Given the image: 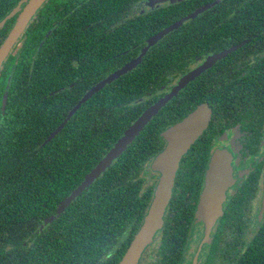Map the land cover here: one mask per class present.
<instances>
[{
    "label": "flooded vegetation",
    "instance_id": "obj_1",
    "mask_svg": "<svg viewBox=\"0 0 264 264\" xmlns=\"http://www.w3.org/2000/svg\"><path fill=\"white\" fill-rule=\"evenodd\" d=\"M77 1L59 5L58 0H49V5L39 8L30 20L29 24L46 19L48 29L28 53L25 45L30 39L25 30L0 67L1 115L14 103L22 117L40 116L44 109L53 107H70L67 119L92 87L140 56L156 33L178 23L155 44L161 45L164 61H174L161 72L158 88L151 91L149 86L143 96L120 105L126 112L130 103L144 107L148 102L128 127L183 77L209 65L158 112H164L174 100L176 113L163 115L164 128L155 146L161 149L144 159L141 167L128 168L118 178L135 197L123 208L122 217L116 216L114 239L103 258L109 256L118 264L143 225L160 176L151 164L167 146L163 133L203 108L208 124L182 156L163 224L138 264H264V0H129L122 6L103 7L89 23L85 22L89 7L83 0L80 5ZM58 9L62 13L56 12ZM18 15L12 19L13 25ZM68 17H78L79 22L66 28L62 21ZM150 30L156 32L151 34ZM46 37L48 59L32 64L29 72L22 69L30 85L12 88L17 66L25 58L39 57ZM216 152L228 162L230 182L221 209L203 212L201 195ZM135 181L142 184L141 189Z\"/></svg>",
    "mask_w": 264,
    "mask_h": 264
},
{
    "label": "trees",
    "instance_id": "obj_2",
    "mask_svg": "<svg viewBox=\"0 0 264 264\" xmlns=\"http://www.w3.org/2000/svg\"><path fill=\"white\" fill-rule=\"evenodd\" d=\"M19 1L0 0V21ZM58 1L59 5H67L68 0ZM79 1L77 5H80ZM83 1L89 7V19L85 20L89 23L104 11L103 7L122 6L129 0ZM48 2L46 0L40 8H46ZM24 5L0 29V46L13 26L12 19L20 14ZM56 12L62 13L60 9ZM46 22L44 19L40 23H28L25 35L30 41L25 45L26 53L34 50L45 37ZM78 22V17H68L62 24L69 28ZM154 32L156 30H150L151 34ZM48 39L46 37L40 47L39 57L33 60L31 56L19 63L12 88L18 84H31L29 79L26 81L25 72L41 58L48 59ZM164 58L161 45L150 47L138 65L93 95L48 141L50 133L64 121L70 107H53V110L44 109L40 116L23 117L17 113L14 103L4 116L0 111V264H116L113 258L103 257L108 255L114 239L116 216L122 217L123 208L135 197L131 188L118 178L126 174L128 168L141 167L144 159L154 157L161 149L155 146L159 132L164 128L163 115L167 112L171 117L176 113L174 100L92 185L56 219L46 221L148 104L140 107L130 103L128 111L120 109V105L129 104L131 98L143 96L149 86L153 87L151 91L158 88L161 72L174 63L164 61ZM170 106L173 108L169 109ZM135 185L137 189L142 188L139 181H135Z\"/></svg>",
    "mask_w": 264,
    "mask_h": 264
},
{
    "label": "water",
    "instance_id": "obj_3",
    "mask_svg": "<svg viewBox=\"0 0 264 264\" xmlns=\"http://www.w3.org/2000/svg\"><path fill=\"white\" fill-rule=\"evenodd\" d=\"M45 1L46 0H21L18 2L17 6H15L0 21L1 29L5 25L6 21L11 19L21 9V5L23 3L25 4L24 8L18 15L16 22L9 31L6 39L0 46V67L9 55L18 38L25 31L32 17L36 14L37 10L44 4ZM170 1L176 2L178 0ZM177 25L178 23H174L156 33L149 39L148 44L143 48V52L139 57L128 62L125 66L105 78L98 85L92 87L79 101V103L70 111L68 118L81 106L82 103L91 98L104 85L112 82L114 79L120 77L138 65L147 50L151 46L155 45L160 38L173 31ZM208 65L209 62L200 69H196L187 74L179 81L176 86L172 88L170 92L159 98L156 102L145 109L144 112L128 128L124 130L122 135L117 139L115 144L109 149L106 155L90 170V172L87 173L82 183L61 201L57 212L53 216H50L46 222L56 219L58 215L62 213L72 203V201L76 199V197H78L87 187L92 185L95 180L98 179L107 170V168L111 166L113 161L122 155V153L130 146V144L133 143L136 137L147 126L152 118L156 116L158 112L174 96H176L177 93L188 82L193 80L196 75H198V73H200ZM6 98L7 95H5V99ZM68 118L65 119L50 134L47 141L52 139L62 130ZM208 120L209 116L205 113L203 108H200L197 109L193 114L189 115L188 118L173 125L163 133V136L167 140V146L154 158L151 164L152 169L160 173L153 199L145 216L143 225L135 234L132 242L118 264H138L142 253L153 241L156 232L163 224V215L172 196V190L181 158L198 138L202 130L207 126ZM230 171L231 169L228 166V162L225 160V156L219 152H216L212 158L210 168L207 172L205 188L201 195L200 209L203 212L211 211L213 213L221 209L222 201L225 198V190L230 182Z\"/></svg>",
    "mask_w": 264,
    "mask_h": 264
}]
</instances>
